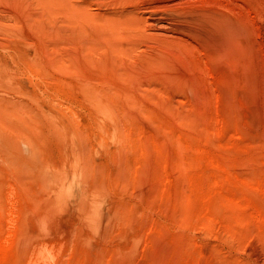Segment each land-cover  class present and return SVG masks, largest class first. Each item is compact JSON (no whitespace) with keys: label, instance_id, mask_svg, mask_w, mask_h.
I'll return each instance as SVG.
<instances>
[{"label":"rangeland","instance_id":"obj_1","mask_svg":"<svg viewBox=\"0 0 264 264\" xmlns=\"http://www.w3.org/2000/svg\"><path fill=\"white\" fill-rule=\"evenodd\" d=\"M101 17L128 22L122 33H134L132 51L115 58L110 48L109 59L91 49L109 37L98 28ZM230 30L246 47L249 69L221 56ZM27 45L48 71H30L33 93L81 131L84 123L96 130L77 89L82 77L124 90L114 110L133 147L102 149L109 171L121 169L125 180H113L97 224L77 209L61 214L64 242L55 227L46 234L34 224L50 190L9 179L2 194H14L0 202V264L21 261L26 234L48 243L43 254L53 264H264V0H0V56L10 60ZM55 49L65 60L60 69L48 66ZM51 150L58 159V146Z\"/></svg>","mask_w":264,"mask_h":264},{"label":"bare ground","instance_id":"obj_2","mask_svg":"<svg viewBox=\"0 0 264 264\" xmlns=\"http://www.w3.org/2000/svg\"><path fill=\"white\" fill-rule=\"evenodd\" d=\"M126 18L127 20L129 19L128 17ZM103 21L105 22L102 24L101 22L99 23L101 24L102 27H98V28H101V30L106 31L109 37H107V39H104L105 42L102 45L101 42L99 41L100 40L99 38L101 37L104 38L105 36H107V35L104 36L105 33L103 31L104 33L103 36L95 40V41L98 40L100 43L96 42L97 43L96 44L95 42H93V44L95 43L96 45H99V46L97 47L92 46L93 48L91 49L92 50L102 49L103 52H106L107 57H108V52H109L108 49L112 48L113 53H115V58L117 57L116 53L118 54L122 51L127 53L128 51L129 52L132 51L131 46H133V44H135V41L137 40L135 39L134 33L131 34L130 32L128 36L126 35V37H123V33H122L123 31L127 29L128 22L126 23V20H124L125 21L124 23H126V28H125L121 20H120V23L115 21L114 24L107 23L109 22V20H106V19H104ZM110 21H112V19H110ZM136 26L134 27L137 28ZM94 29H92V32ZM234 31L235 30L228 31L230 32V34L229 35L227 34L228 36L226 35L227 37L225 39L226 44L225 45L222 44V47L220 50L221 56L223 59L228 60L230 62H238V63L242 62V64H244L246 68L249 69L248 64H246L247 62L246 47L243 43L240 42L238 38H236L237 32L235 33L236 35H234L233 33ZM77 32H80V34H82V31H77ZM96 33H95L96 35H99L98 32ZM85 34L87 33H84L83 35ZM71 35L73 38V34ZM82 37L83 36H81V39L83 40L84 38ZM76 39L78 40L80 38L76 37ZM75 40H72V41L74 42ZM101 41L103 43V39ZM86 42L88 43V41ZM90 44L92 43H89V45ZM82 45L78 44V47ZM137 45H140V44L137 42ZM30 48L31 47H29L28 45L27 46H17L14 49V53L10 55V60H7V59L4 60L3 57L0 56V159H1L0 165L3 166V167L0 166V202H2V198H3L2 196L4 195H5L4 196L5 198L3 199L5 200L11 199V196L13 197L14 193L12 194L11 190H8L6 194L4 195L2 194V188L3 186L7 185L9 179L16 178L21 182H23V180H26V182L24 183L32 184L34 185V187H38V188L46 187L47 189L50 190L51 197L48 203L44 204L45 206L44 211H42L41 213L37 215H34V214L32 215L35 220L34 224L36 223L35 225L37 226V229H39L41 232L44 231V233H46L48 228L55 227V230H57V232L60 233L57 236V239L59 240V242L61 240L62 242H64L63 236L65 234V230L61 226V214L65 213L68 210L73 211L77 209L79 214H82L83 216L81 218L87 219L91 217L93 218V223L97 224L96 214L98 213L100 208L104 206L103 205L104 202H107V201L110 202L109 196H108L109 187H110L109 190H111L112 188H116L114 184L118 183V180L121 179V183L122 181L125 180L124 176L123 178L122 176H120L121 169H119L118 171L119 173H116V174H114L113 172H110L107 167L105 159L102 157V149L107 148L108 146H111V145H115V147L116 146L119 147V150H123V149L128 150L133 147V146L131 147L133 140L129 136L127 129H126L127 124H122L121 117H119V114L115 113V110H114L116 99L119 97L125 96V93H124V90H120V91L113 90L111 87L110 81H109L110 83L108 82V84L106 81L102 85L97 86V84L94 85L91 81H89L90 79H88V77H84V78L82 77L79 83L80 87L77 86V89L82 94L83 102H85L88 105V107L92 110V117H93L92 122L94 123L93 128L96 129V130H93V132H90L88 129H92V127L90 126L89 128V126L84 123L82 126H84L85 130H82L83 131L82 132L80 128H77L79 124L75 123V121H72L70 118L61 116L58 110L51 109L50 105L38 99L36 95L33 93L34 90H37L38 84H35L37 86L34 85V83H37V82H35L34 79L32 78L30 71L32 70L36 73L41 74L42 76H47L48 71L43 67L45 62L40 57V54H39L40 51L32 50ZM84 48H87V45L86 47L84 46ZM56 52L58 53L57 49H55L54 53H52L53 56L50 57L49 55L47 59L48 66H53L55 67L54 69H57V68L60 69L64 67L65 64L63 65V63L65 60L61 59L60 57L58 58L56 56L57 55ZM42 54L43 55L46 54L43 51V48H42ZM108 58L110 59V57ZM108 58H106L105 60H107ZM110 61L111 60L107 61L108 66L110 67L109 71L110 72L112 71L113 73H115V69H114L115 63H112ZM66 67H68V69L70 68L69 65ZM91 78L93 77L91 76ZM249 84L252 85L251 82ZM252 93L253 92L251 91L250 94H251V97L253 98ZM123 114H121V116H123ZM6 120H9L11 123L10 124L5 123L7 122ZM91 139H93V142L91 141ZM53 143L58 146V152L60 154L58 159H54V153L51 150ZM124 144H126L127 146H124ZM112 160H113V157L110 158L111 162ZM117 166L120 167L118 164ZM113 180L117 182L114 183ZM33 188L32 190L35 189ZM45 193H48V192H45ZM39 194L41 195V193ZM32 197H35V196H32ZM44 197L42 198V195H41L42 201L44 200ZM39 201L41 202V200ZM3 202L7 203L6 201H3ZM32 202L33 200L31 201V203ZM39 205H37V207ZM11 207L12 205L10 206V209ZM124 208L118 209L117 211L119 210L121 211L118 213H122L123 211L125 212ZM1 210L3 209L1 208ZM112 211L113 212L115 211L114 213H116L115 209H113ZM12 214L10 213V215ZM122 215L120 217H122ZM124 216L122 218H124ZM81 218L79 219L82 220ZM125 219H122V220H125ZM21 222H23V220ZM84 222H85V219H84ZM30 223H28V225ZM107 224H109V221ZM71 226L73 225L71 224ZM19 227H21V225ZM82 228L80 227V229ZM25 229L27 231V228ZM80 229L78 227L79 231ZM19 230L20 229H18V231ZM22 231L24 232L25 230L23 229L21 230V232ZM21 232H17V234ZM74 232L76 231L74 230ZM25 234L26 233H24V235ZM26 235L27 236L21 241L20 246H22L23 249L22 248L21 249L24 250V253H22L21 261L20 262L17 261L18 264H53L55 263L54 261L49 260L48 257L43 254L44 245L48 244V243L46 244V241L44 239L42 240L38 239L40 241L35 242L33 240V236L31 235L29 236V234H26ZM70 235L71 234H69L68 236ZM15 238H18V237H15ZM51 242L54 243V241H51ZM49 247L51 246L49 245ZM13 255L14 254H11L10 256H13ZM7 261L5 262L8 264H13L9 262L11 261V259H9L8 262ZM14 264H17V263H14Z\"/></svg>","mask_w":264,"mask_h":264}]
</instances>
